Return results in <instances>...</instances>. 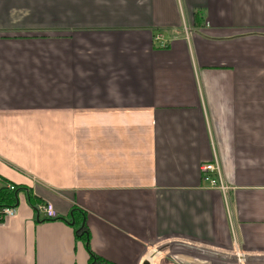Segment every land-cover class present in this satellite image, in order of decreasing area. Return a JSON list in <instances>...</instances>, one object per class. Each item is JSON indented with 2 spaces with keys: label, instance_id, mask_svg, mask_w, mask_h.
Wrapping results in <instances>:
<instances>
[{
  "label": "crops",
  "instance_id": "crops-1",
  "mask_svg": "<svg viewBox=\"0 0 264 264\" xmlns=\"http://www.w3.org/2000/svg\"><path fill=\"white\" fill-rule=\"evenodd\" d=\"M0 179V264H264V0H0Z\"/></svg>",
  "mask_w": 264,
  "mask_h": 264
},
{
  "label": "built area",
  "instance_id": "built-area-1",
  "mask_svg": "<svg viewBox=\"0 0 264 264\" xmlns=\"http://www.w3.org/2000/svg\"><path fill=\"white\" fill-rule=\"evenodd\" d=\"M157 40L159 42H161L163 45V39L161 38V36H158ZM200 171L202 174L203 182L206 185H208L210 189L218 190V191L223 192V193H225L227 191L228 188L221 181L220 167H219L217 161H213L210 163H204L200 167ZM7 187L11 191H13L15 189V187L13 185H10V184L7 185ZM35 209H36L37 213L39 215H43L46 220L55 221V220L59 219V217H58L56 211L54 210L53 206L48 204V203L38 204V205H36ZM16 216H17V208L6 207V208L0 209V220L1 221L9 220V219H12ZM241 261H242V258H241V260H239L240 264H242Z\"/></svg>",
  "mask_w": 264,
  "mask_h": 264
},
{
  "label": "trees",
  "instance_id": "trees-1",
  "mask_svg": "<svg viewBox=\"0 0 264 264\" xmlns=\"http://www.w3.org/2000/svg\"><path fill=\"white\" fill-rule=\"evenodd\" d=\"M167 46V45H166ZM168 48V46H167ZM3 179H0V209L11 207V208H17V193L19 192V187H15L13 191L8 189L6 182ZM49 221V220H47ZM81 233H79L80 236ZM91 264H111L99 257H96L94 255L91 256Z\"/></svg>",
  "mask_w": 264,
  "mask_h": 264
},
{
  "label": "water",
  "instance_id": "water-1",
  "mask_svg": "<svg viewBox=\"0 0 264 264\" xmlns=\"http://www.w3.org/2000/svg\"><path fill=\"white\" fill-rule=\"evenodd\" d=\"M145 264H148V263H145Z\"/></svg>",
  "mask_w": 264,
  "mask_h": 264
}]
</instances>
